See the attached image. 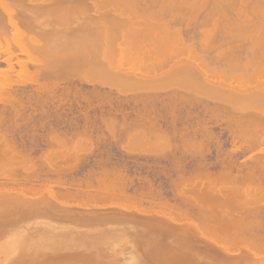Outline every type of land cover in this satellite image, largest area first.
<instances>
[{
    "label": "bare ground",
    "instance_id": "bare-ground-1",
    "mask_svg": "<svg viewBox=\"0 0 264 264\" xmlns=\"http://www.w3.org/2000/svg\"><path fill=\"white\" fill-rule=\"evenodd\" d=\"M118 1L119 0H117V3L116 1H114V4L116 3V5H119L120 2L122 3L123 0H120L119 3ZM124 1L123 3L130 6V8L134 5L142 7L139 9L143 10L144 12H142L141 10L138 11V13L141 12V17H129L128 14L127 16L125 15L126 13H123L126 10H121L119 6L118 8L121 11L118 9L119 11L117 10L113 14L111 13L113 9L110 10V13H108V11L102 12L100 11V7H102L101 5L103 3H106V0H29V4L33 5V7L31 8L27 6L28 4L25 0V2L22 1L18 2V4L16 3L17 6L15 9L11 8V5H13L12 0H0V63L4 62L7 66L6 68L0 70V82L4 81L3 83H0V237L9 236L10 234H13V236L19 235L18 237L27 238V236L30 235L42 236L44 233L47 234L49 232H52L50 234H53L55 232L54 236H51L55 237L61 235L60 233L63 234L66 231L65 229L70 230L71 227V230L74 231L75 229H73V226H70L63 228L64 230L60 232V229L62 230V222L60 223L61 219L65 217L68 218L70 214H73L74 216V213H76L75 208V210H71L72 208H69V206L72 204H68V208H65L67 205L63 207L65 201L64 197L76 198L75 195L80 194L79 191L82 190L77 189L79 188L77 187V190L72 191L73 189H70L72 188V186L67 185L70 188L66 187V181L64 177H62V174H64L63 172L65 171V169L63 171V167L61 166V164L58 165L57 163H53L52 155L50 152L45 149L42 150L39 156H33L30 148L26 149V146L23 148L24 145L19 144V139L14 136L15 134L13 133L15 128L14 125H11V123L15 122V116L13 115L14 119L8 120L9 114L6 115L8 113L7 108L8 104H10L12 108L8 111L11 112V110H19L17 108L13 110L14 101L13 103H11V101L13 100V98H17L16 101L19 102L18 99L23 98L19 95L16 96L17 93L15 94V90L8 91L6 89V87H14V84H11L12 82H9L8 80L11 79L10 73L14 71V69H16V66L14 64L16 60L13 61L14 56L18 57L20 53L30 56L32 52L30 47L28 46V43L31 42L32 45V43H34L33 41L35 40L39 41V39H44L47 42L46 44H55V46L58 45V47L59 45L60 47H62L61 45L64 44H66V46H69V44H73L74 46V40H76L75 51H73L74 48H72L69 52L68 48L72 47L70 45V47H67L68 51L60 53V48V54L58 52L57 55L54 54L56 57V68H54L52 71L56 76L61 75L60 77H63L67 75L71 77H76L83 80L84 82H87L88 84L90 83L92 86L93 84H99L101 87L106 85L107 87H112L114 85L112 79L123 80L129 86L142 87L147 92L149 90V92L151 91L150 93H152L153 91L159 95L158 86H156L157 84H154L156 83V81H158V74L155 75V73H153L154 75H150V73L146 77L144 76L145 78H143V75L142 77L134 76L130 71L129 72L131 73V75L125 74L123 73L124 70L122 67H120L122 68L120 70L123 71L121 72L119 70V65L116 64V62L118 61H115L114 59L116 58H114L113 60L115 62L113 61V63H115V65L111 63V59L106 60L111 63L112 66H116L114 68H118V70L113 68L112 70H110V72H112L111 74H109V78L111 79V81H109L110 79L106 80L105 78L107 77L102 76L103 74L101 73L102 68L100 66L104 64V59L101 60V63H99L100 56H98V54H87V52H85L86 48L84 46V52H82L83 49H79L80 46H78L79 50H76L77 44L80 42L74 38L79 36L83 31L88 30L91 31L90 33H96L97 31L99 33L103 30L112 29L113 34L116 35V33H114L115 30L120 29L121 31H118L121 32L120 36L122 40L141 41L146 39L148 40V38H155L162 41H168L172 44L174 42L175 48L174 51L172 49V53L177 52L176 47L177 49L179 48L182 52L183 50L188 51L187 54L189 55L190 61L186 59L188 62V65L186 67L189 71V84L187 83V87L184 91L183 89L181 91V88L179 86V88L170 91L172 93L169 94L167 96L168 99L167 97L166 99L173 104L172 107L174 108L176 107V104L178 105V103L180 107L182 103H184L182 104V106L188 104L190 106H188L190 108L189 110H193L192 112L190 111L192 116H194L193 114L199 116L197 117L200 120H197V122H200L201 120L203 121L205 117L203 118L202 116H206V114H210V118L213 117L217 119H219V115L222 114L221 116L223 117V119L225 118V122L227 123V127L224 128L228 130L230 134L233 135L234 140L232 141H235V144L238 140L242 143H244L245 141L244 144L240 145H238L239 142H237V146L234 145L235 149L232 148V150L236 153H238V151H241L242 153H247V150L259 151L258 154H252L249 157L251 163L249 162L250 164H248L247 166L244 163L242 164V162V165L240 164V162L238 164L237 160L234 162L231 160V164L229 161H227V166H225L226 164L223 165L224 162H222L219 171L215 170V172H213L210 168L208 169L204 166V170L200 168L202 171H200V169L196 170V173L195 171L193 172L194 174L191 173L193 170L190 171V175L186 178V180L182 178L184 176L181 174L178 180H176V178L174 179L173 183L177 194L182 195V198L180 197V195L179 197L184 201H189L190 205L197 207V209H195L196 212L193 211L192 214L195 213L194 217H196V219L198 220H195L193 215L191 216V218H194V220L189 218L191 214L189 213L188 208H190V206H188V203L187 206L185 204V206L188 207L186 208L188 210L181 209L184 208L183 206L179 209L180 205L175 203L174 204L178 206L174 205L175 207H177V209H174L173 203H170L167 199L158 201V205L160 206V208L156 207V209L158 208L159 210L144 211L143 209L142 211L140 206L139 208L141 211H138L139 209L136 210L133 207L132 208L134 209V211H131L132 209L130 210L129 208V216L132 215V212H135V210L138 211L140 215L144 214L143 217H147L145 218L146 220L141 219L138 214H135L136 212L133 213L135 214L134 217L135 219H137V223L141 221L146 225V227H148L149 224H152L150 225L152 226V230L149 231L145 228V232L143 234H138L139 236H137V240H135L136 238H132L133 240H130L129 243L131 244V247L137 250L139 249L138 247L141 241H145L147 242V244L141 252L139 250L138 255H134L133 257H131V259H129L126 264H264V222L262 221L264 220V206H261L262 204L260 203V205L258 204L260 200L255 201L256 197L260 196L262 192H264V21H261V17L262 20L264 18V0H127L129 1L128 3ZM154 6H159L160 8H167L168 12L171 11V13L169 12L170 14L168 15L169 18L167 17L166 19L165 17H163L160 18V21L158 19L157 21L149 20L147 17L152 16V14L156 10H154ZM224 6H226V8L227 6L235 9L239 8L236 9V13L238 12L239 15L243 13L247 14L248 16L251 15V13L257 14L261 16L256 17L261 22H237L238 24H232V16L228 15L229 12L224 8ZM240 7L242 8L240 9ZM243 7H246V9H244ZM75 9H78L81 12L83 11L82 13H85L86 9H92L94 13H91L92 15L88 16L84 15L85 17H81L82 15H78V18H76L77 16H74V18L72 16L74 15L73 12L75 11ZM158 11L159 10L157 9V12ZM225 20H228L229 24L224 23ZM155 24L162 26V32L148 33L149 30H147L146 32H143L144 34L140 33V35L133 32L134 28L136 27L138 29L140 26H142V28L146 29V27H152V25ZM178 24H180V26ZM191 27L193 30H191ZM125 28L128 31L123 33L122 29ZM139 29H141V27ZM117 30L116 32H118ZM115 35H113L115 39H120V36L118 34L117 38ZM36 43H34L35 47L33 48V51L38 46L39 42ZM165 43L164 45H166ZM172 44H169V47ZM16 48H19L20 51L16 52ZM165 49L167 50V48ZM213 50L215 53L213 52ZM87 51L90 52L89 49ZM95 55L96 58L98 56V59L93 57ZM159 62H157L158 65ZM162 62L160 65L163 67ZM187 62H185L184 65L187 64ZM16 64L20 65L23 68H27L29 65H27L26 61L22 60H18V62L16 61ZM110 65L106 67L110 69ZM152 65L150 64L149 69L154 66ZM181 67H184L183 64ZM103 69L106 68L103 67ZM152 69H154V67ZM152 69L151 72H154L156 70ZM3 77L6 78L3 79ZM37 82H39V80ZM43 83L44 82H42V84ZM156 87L157 89H155ZM5 93H7L8 96L7 94L5 95ZM46 94L47 98H51L52 101L60 97L58 94H56L55 90L47 91ZM156 95H154L153 93V97ZM159 97L163 98L162 96ZM161 98H159V101L161 100ZM155 99L156 98H154L153 100ZM157 100H155V103ZM15 105L16 106L14 107H18L17 104ZM24 107L22 106V108ZM3 108L6 109V114L3 112L5 110ZM20 112L22 111L19 110V115L21 114ZM30 113H32V111ZM30 113L29 115H31ZM174 113H176V111H174ZM15 115L16 118L19 120L20 116L18 118L16 113ZM23 115L25 114L22 113L21 116ZM101 117L102 116H100V118ZM24 118L25 120L27 119L26 117ZM21 119L20 124L21 121H23ZM7 120L10 122H7ZM104 120L105 119H103V121ZM105 122L107 121L105 120ZM8 123H10L9 125L12 126L13 132H11L12 130L10 131L11 128H9L10 126H8ZM23 123L24 122H22V124ZM107 124L108 122L106 123V125ZM201 124V122L200 126L199 124H197L198 127H196L197 125H195L196 128H194L193 125V129L191 127V131L189 130L187 132H183L181 130L185 136L187 135L186 138L192 144V146H190L191 144H189V142L187 143L189 147H193L192 151H195L194 148H196L198 145H200L198 146V148H201V141L203 138L200 141L197 140L198 135L201 134L199 133L201 130L203 131L201 135L205 133H207V135L210 133L211 135L212 133V130L207 125V123H204L203 127ZM15 127H17L16 123ZM33 127H35V124ZM19 128L20 127H17L16 129ZM84 129L86 130L87 128ZM243 130H245L246 132ZM171 131H173V129ZM243 132H245L246 134ZM181 134L179 136H181ZM80 135L81 134L77 132L72 134L71 137ZM50 139L51 140L47 141L52 142L55 140L59 142L62 138L61 136H59V134H54L53 136L51 135ZM160 139L161 138H159V140ZM240 139L243 141H240ZM186 142L187 141L184 139L185 144ZM160 143H162V141ZM184 143H182V145ZM176 144L177 142L175 143V145ZM182 147H184V145ZM174 150H176V148ZM58 153H60V151ZM259 153L261 155H259ZM63 157L61 154H58L56 158L58 159ZM70 158H72V156ZM58 160L56 161L58 162ZM67 160L69 161L70 159ZM66 164L67 163H65V165ZM228 164L231 165V167H229ZM41 166L42 168L43 166H45L44 168L47 169L43 170L44 168H40ZM72 166L73 164L69 167L71 168ZM52 174H57L58 178L52 179ZM96 178L97 177H95V179ZM105 178L104 182L106 180ZM91 182L92 181H90V183ZM108 183L105 184L109 185ZM80 184L81 183H79L78 185ZM118 185L120 186V183ZM110 186L109 188H107L106 191H103L105 188V186H103V190L101 189V191L103 192L99 191V193L97 190L99 189V187L94 188L92 186L95 191L97 190V194L92 191V193H94V196L91 193L92 189L88 191L90 188L86 186L85 189L87 192L85 190L84 191L86 193L89 192L92 195V198L96 195V197L101 198L102 200L108 199L109 201L111 200V198L114 199L130 197L129 195H126L128 194V190L127 192L125 191L126 189L122 191V189L125 187L120 188L118 186L121 191L119 189L117 191L116 189H110ZM181 188L184 189H182L181 191ZM142 191L144 190H141V192ZM124 192H126V194ZM186 192H190V194ZM183 193L186 194L184 195ZM138 195H136V197ZM156 195L155 197L158 196ZM139 197L141 198V193ZM63 198L64 201H62ZM133 198L137 199L135 197ZM158 199H161V197H158ZM98 200L101 202L100 199ZM254 201H258V206L256 203H254ZM83 202L85 203V201ZM88 202L89 201H87V203ZM113 202H111V204ZM201 202H205L206 207L201 206ZM75 204H78V202H75ZM254 204L256 206H254ZM89 206H91V204ZM143 206L145 207V205ZM165 209H169V212H165ZM71 211L74 212L72 213ZM91 213L93 212L91 211ZM124 213L120 214V216L125 215L124 217H127V213ZM113 214L116 215V213ZM117 215L119 218V213ZM137 215L138 217H136ZM71 216L72 215H70V217ZM132 216L130 217L131 219L129 218L131 220L130 222L133 221L132 218L134 217ZM177 216L187 217V220L181 222L183 220H178ZM88 218H90V216H88ZM120 219L128 220L127 218L122 217H120ZM57 220L61 225H56V222L58 223ZM76 220L77 219H74L71 222L73 224L76 222L78 223L79 221ZM68 221H70V219ZM130 222L128 220V223ZM76 224L74 226H76ZM77 229L75 231H77ZM69 230H67V232ZM146 230L148 231L147 233ZM56 233L59 235H57ZM136 235L134 234L133 236L135 237ZM163 236L165 238L172 237L173 239L171 240V242H165ZM161 238H163V240ZM89 239L90 238H88V241ZM29 240L30 239L28 237L27 241ZM100 240L101 241L99 242L95 240V243L94 240L93 242H91L90 239V241H87V243H91L93 249H95L94 245H96V248H98V243L103 242L102 239ZM84 242L86 244V241H83V245L86 247L87 250H79V248L75 249L74 247H71L70 249H67L65 251L55 250V252L51 254H48V252H46L45 254H40L45 255L43 258H40L41 256L38 255L36 251H34L35 253L33 254L35 256H29L24 252L23 254H20L21 256L18 255V258L16 257V259L14 260L10 259L8 263L104 264V258L99 253V250H88L89 246L85 245ZM31 244L29 243V245ZM237 244H242L240 245V247H237L239 251L237 248H234V246H237ZM91 248L92 247H90L89 249ZM235 249L237 251H234ZM27 250L28 252L30 251L29 248ZM31 252L33 251H30L29 253ZM0 262L3 263L2 261ZM113 264L117 263L114 262Z\"/></svg>",
    "mask_w": 264,
    "mask_h": 264
},
{
    "label": "rangeland",
    "instance_id": "rangeland-1",
    "mask_svg": "<svg viewBox=\"0 0 264 264\" xmlns=\"http://www.w3.org/2000/svg\"><path fill=\"white\" fill-rule=\"evenodd\" d=\"M22 1L25 2V0H21V1L12 0L13 5H11V8L15 9L18 2H22ZM28 1L29 0H26V3L28 4L27 6H29V8L33 7V5L32 4L30 5L29 4L30 2ZM114 1H116L117 3V0H106V3H103L101 5L102 7H100V11L102 12L108 11V13H110V10L113 9L111 11V13L113 14L119 9L118 8L119 6L121 10H126L125 12H123L124 14L126 13L125 15L128 14L129 17L137 16L136 18L141 17V14H140L141 12L138 13V11L141 10L139 8H142V7L140 6L138 7V5L135 6L134 4H132L134 6H132L133 8L132 7L130 8V6L123 3L124 0L123 1L121 0V1L125 5H123L121 2L119 5H116V3L114 4ZM125 1L127 3L129 2L127 0ZM224 8L229 12L228 15L232 16L231 17L233 19L232 24L234 23L235 24L259 23L261 21H264V18L262 20L261 16L254 14V13H251V15L249 16L244 13L239 15L238 12L236 13V9H239V8L235 9V8H230L228 6L227 8L226 6H224ZM241 8L242 7H240V9ZM243 8L246 9V7H243ZM157 9L159 10L158 12H157ZM154 10L155 12L152 14V16L147 17L149 20L157 21L158 19L160 21V18H163V17L167 19L168 15L171 13V11H169L170 13L168 12L167 8H160L159 6H154ZM75 11L73 12L74 15L72 17L77 16L76 18H78V15L79 16L82 15L81 17H85L88 15H92L94 13L92 9H86L85 13H82L83 11L81 12L78 9L77 10L75 9ZM141 11L144 12L143 10ZM258 16L261 17V21L258 20V18H256ZM254 21H257V22H254ZM224 23L229 24V21L225 20ZM178 25L180 26V24ZM140 27L141 29H139ZM140 27L138 29L137 27L134 28L133 32L138 35H140V33L142 34L143 32H146L147 30L150 31V32L148 31V33L162 32V26L158 24L152 25V27H148V28L146 27V29L142 28V26ZM116 30L114 32L116 33V35L113 34L112 29L103 30V31H100L99 33L97 31L96 33L95 32L90 33L91 31H88V30L83 31L81 32L82 35L80 34L79 36L74 38L80 42L78 43L79 45L77 44L76 50L78 51L79 49L80 50L83 49L82 52H84V49L86 48L85 52H87V54L88 53H91L92 55L98 54V56H100L99 63H101V60L104 59L103 60L104 64L102 65L100 64L101 65L100 67L102 68L101 69L102 72L101 71L100 72L103 74L102 76L107 77L105 78L106 80L110 79L109 74H111L112 71L110 72V70H112V68L116 70H118V68L119 70L123 68L124 70L123 73L131 75L130 72H132V75L138 76V77H142L143 75V78H145L150 73H151L150 75H154L153 73H155V75L158 74V78H157L158 81H156V83L154 84H157L156 86H158L159 95L153 91L152 93H150L151 91L149 92L148 89H147L148 90L147 92L142 87L129 86L123 80L112 79V82L114 83L112 87L111 86L107 87V85L101 87L99 84H95V85L93 84L94 86L93 87L90 83L88 84L87 82H84L83 80L76 78V77H71L67 75L63 77H60L61 75L56 76L54 72L52 71L54 68H56L55 55H57V52L59 53L60 48H61L60 53L68 51V49L70 52L72 48H74L73 51H75L76 40H74L75 43L73 42L74 46L73 44H69V46H66V44H64L66 47L64 45H61L62 47H60V45L59 47L58 45H56L57 46L56 48L55 44H50V43L46 44L47 43L46 40L39 39V41L38 40L33 41L34 43L39 42L38 46L36 45L39 48L36 47L34 51H33V48L35 47V44L32 43V45L34 44L32 47L31 42L28 43V46L30 47L31 52H32L30 56L24 55L22 53H20L18 57L14 56L15 59L13 58V61L16 60L18 62V60H22V61H26L27 65L28 64L29 65L27 68H23L20 65H17L18 63L16 64V61H15L14 64L16 66L15 67L16 69H14V71L10 73L11 79H8L9 82L10 81L12 82L11 84H14L13 85L14 87H6L8 91L15 90V94L17 93L16 96L19 95L20 97L21 96L23 97L22 99L20 98L21 102H20V99H18L21 105L19 102L16 101L17 98L16 99L13 98V100L11 99L12 101L11 100L10 101L11 103H13L14 101L13 110L17 108L20 111H22L20 113L21 114L24 113L26 115V116L25 115L23 116L27 118L26 119L27 121L25 120L23 116H21V114L19 115V110H15L16 112L11 110V112H13L14 114L8 111L12 108L10 104H8L7 114L5 113L6 107L3 108L5 110L4 111L2 110V111L6 115L9 114L8 116L10 117V119L8 117V120L14 119V116H15V122L11 121L12 123H14V124L11 123V125H14L15 129L17 127H20V128L16 130L13 128L14 129L13 134H15L14 136H16L17 139H19L20 141L19 144L24 145L23 148L25 146H26L25 147L26 149L30 148L32 155L36 157L41 154L42 150L46 149L48 152L51 153L53 163H57L58 165L61 164V166L63 167V171L65 169V171L63 172L64 174H62L63 175L62 177H64L66 181V182L64 181L66 183V187L70 188L69 186H72V188H70V189H73L72 191L77 190V189H80V190L82 189L81 191H84V190L86 191L85 188L88 187L90 188L88 191L92 189L91 193L93 191L95 194H97L96 193L97 190H98V193L99 191H101V189L103 190L104 188L103 186H105L103 191H106L110 185H111L110 189H116L117 191L119 187L120 188L125 187L122 189V191L126 189L125 191L127 192L128 190L127 192L128 194H126V192L124 193L127 196L129 195L131 198L130 197L129 198L128 197L114 198V199L111 198L110 201L108 199L107 200L103 199L104 200L103 201L101 198L96 197V195L95 197L92 198V195L94 193H92L91 195L89 192L86 193L87 191L86 192L84 191L85 192L84 193L79 190L78 191L80 194L77 193L78 195H75L76 198L64 197L65 201H64V198L62 199V201H64V206L63 205L62 206L65 207L67 205L65 208H68V204H72L69 206V208L70 209L72 208L71 210L76 209L77 211L75 210L76 213H74V216L73 214H70L73 217L72 216L70 217L69 215L68 218L65 217L61 219L60 223L62 222L61 223L62 230L60 229V232L64 230L63 228L70 227V226H73V229L75 230L77 228L79 230L77 229V231L75 230L73 231L71 230L72 229L71 227L70 230L65 229L66 231L63 234L60 233L61 235L56 233L59 236H55V237H51V236H54L55 232L53 234H50L52 232L47 233L49 235L44 233L42 236L30 235V236H27V238L25 236H24L25 238L18 237L19 235L13 236V234L12 235L10 234L9 236L0 237V261L3 262V263L0 262V264H4L6 263V261H7L6 264H10L8 263L10 259L14 260L16 259V257L18 258V255L23 254L24 252L29 256H35L33 255L35 253L34 251H36V253L40 255V254H45L46 252H48V254L49 253L51 254V253H54L55 250L65 251L67 249H70L71 247H74L75 249L79 248V250H82V249L87 250L86 247L83 245L84 240L86 241V244L84 242L85 245H88L89 248L92 247L91 249L88 248V250H92V251L93 250L96 251V249L97 251L99 250V253L104 258V261H105L104 264H113L114 262H116L117 264H126L129 261V259H131V257H133L134 255H138L139 250L141 252L143 248L146 247V244H147V242L141 241L138 247L139 249L137 250L131 247V244L129 243L130 240H133L132 238L134 239L136 238L135 240H137L138 239L137 236H139L140 234H143L145 232L144 230L145 228L149 231L152 230V226H150L152 224H149V226L147 224L148 227H146V225L142 223L139 219L138 220L140 222L138 221L139 223H137V219H135L134 217L135 214H138L141 219L146 220L145 218H147V217H143L144 214L140 215L138 211H141V210L143 211V209L144 211L145 210L147 211L159 210L158 208L156 209V207L160 208V206L158 205V201L167 199L169 200L170 203H173L174 209H177V207L175 206L180 205L179 209L182 206L184 207V208H181L183 210L189 209V213L191 214V215L189 214L190 215L189 218H191L192 215L193 217L195 216L194 215L195 213L192 214V212L195 211L197 207L190 205L189 201H184L183 199H181L182 198L181 194H177V191L173 183L175 178L176 180H178L179 177L183 175L184 177L182 178L186 180V178L190 175V171L193 170L191 173L194 174L193 172L195 171L196 173V170H199L200 168H202V170H204L205 168H208V169L210 168L211 171L213 172H215V170L219 171L220 166L222 165V162H224L223 165H225L226 163H228L227 161L230 162L231 160L233 162L237 160L238 164L239 162L240 164L242 162V164L244 163L247 166L248 164L251 163V160L249 157L252 154H258L259 152L256 150L254 151L247 150L248 151L247 153L246 152L242 153L241 151L240 152L238 151L239 153L238 154L232 150V148L235 149L234 145H236L237 142H239V140L236 142V144L234 143L235 141H232L234 140L233 135L230 134L228 130L225 129L227 127V123L225 122L226 121L225 118L223 119V117L221 116L222 114L219 115L218 117L219 119L213 118V117L210 118L211 117L210 114H208L209 116L207 114L206 116H202L203 118L205 117L207 119L202 118L203 121L202 120L200 121L202 123L201 125L203 127L204 123H207V125L212 130L211 131L212 137L210 133L208 135L207 133L203 134L205 136L201 135L203 131L200 129L201 131L199 130L200 131L199 133L201 134L198 135L197 140L200 141L203 138L201 141L202 144L200 142L201 148L200 147L198 148V146H200L198 145L196 148H194L195 151H192L193 147L191 148L188 146L187 143L188 142L189 144L191 143L186 138L187 135L185 136L183 132L184 131L187 132L189 130L191 131L193 129V125H194V128L198 127L197 124H199L200 126V122L199 121L197 122V120H200L198 118L199 116L196 114H193L194 116H192L191 112L193 110L192 111L189 110L190 106L188 104L183 105L185 107L184 108L182 106V104L184 103L181 104V107L178 103V105L176 104V107H180V108H176V107L174 108L172 107L173 104L167 100L168 99L167 96L172 93L170 91H173L174 89H177L179 87L181 88L180 89L181 91L182 89L184 91L187 87V83L189 84V81H188L189 71H188V68L186 67L188 65L187 60L190 61L189 55L187 54L188 51L183 50L184 52L183 53L182 51H180L179 48H178L179 49L178 51L176 47V51L179 53H177L176 51H175L176 53H172V49L174 51V48H175L174 42L172 44V43H169L168 41H162V40L155 39V38L154 39L148 38V40L146 39V40H141V41L140 40L139 41L138 40H122L120 36L121 32L118 31L120 29L117 30L119 33L116 32ZM191 30H193L192 27H191ZM122 31L124 33V32H127L128 30L125 28V29H122ZM117 34L120 36V39H115V37L113 36L115 35L117 38L118 36ZM164 43L166 45H164ZM81 44H82V47H81ZM169 44H172L174 46L170 45L171 47L170 48ZM70 45L72 47H70ZM78 46H80L81 48L79 47L78 49ZM83 46L85 48H83ZM54 47L56 48V51ZM67 47H70V48L67 49ZM165 48H167V50ZM88 49L90 52L87 51ZM15 51L19 52L20 50L19 48H16ZM96 55L93 57L96 58ZM98 56L96 59H98ZM108 59L112 60L111 63H113L114 60L115 61L117 60L118 62H116V64L119 65L118 68H114L116 66H112L111 63L106 61ZM184 59L185 60L187 59V60L185 61ZM34 60H36L37 62ZM159 61L161 62L163 61L162 62L163 67L160 65L161 62ZM184 61L187 62V64L184 65L185 63ZM157 62H159V65ZM113 64L115 65V63ZM150 64L154 65L152 66L154 67V69H156L155 70L156 72L155 71L151 72V69L153 67L149 69ZM182 64L184 67H181ZM108 65H110L109 66L110 69L106 67ZM102 66L106 69H103ZM6 67H7L6 63L4 62L0 63V70ZM124 68H126L127 70ZM104 70H105V73H104ZM39 72H40V75H39ZM5 78L6 77H3V79ZM38 80L41 83L37 82ZM109 81H111V79ZM3 82L4 81H1L0 83H3ZM42 82L44 83L42 84ZM155 89H157V87ZM54 90L56 94H58L60 97L58 96L59 97V98L57 97L58 99L52 101L51 98L50 99L47 98L46 93L47 91H54ZM38 92L39 93L44 92V93L39 94ZM153 93L154 95L156 94L157 95L153 97ZM6 94L7 93H5V95ZM157 96L158 97L162 96L163 98L159 97L161 98L162 101L161 100L159 101V98ZM152 97L153 99L156 98L155 100L158 99L157 100L158 102L156 101L157 104L155 103V100L152 99ZM167 102H169L170 104ZM15 104H17L18 107H14L16 106ZM22 106L23 107L25 106V107L22 108ZM31 111L32 113H30ZM174 111H176V113H174ZM15 113L17 114L18 118L19 116H20V119L22 117L24 118V119L23 118L21 119L23 120L21 121V124H20V119L18 120L16 118ZM29 113L31 115H29ZM100 116L102 117L100 118ZM103 119H105L108 122L107 124L108 126L106 125L107 122H105V120L103 121ZM8 120L7 122H10ZM22 122H24L23 124H26V125H23ZM15 123L17 127H15ZM9 124L10 123H8V126H10ZM34 124H35V127H33ZM19 125H22V126H19ZM195 125L197 126L195 127ZM9 128H11L10 129L11 131L12 126H10ZM84 128H87V129L85 130ZM172 129L173 131H171ZM11 132H13V130ZM77 132L81 134L80 135L81 138L80 136L71 137L72 134L77 133ZM181 132L183 135L181 134ZM179 133L181 134L182 138H184L187 141L186 144L184 143V139H182L181 136H179L180 135ZM54 134H59V136H61L62 139H60L61 140L59 141L60 143L55 140L52 142L47 141V140H51L50 137L51 135L53 136ZM159 138L161 139L159 140ZM161 141L162 143H160ZM178 141H179V144L181 143L180 145L178 144ZM240 141H243V140L240 139ZM176 142L177 144L175 145ZM182 143H184L183 144L184 147H182L183 146ZM244 143L239 142L238 145L244 144ZM190 146H192V144ZM174 147L176 148V150H174L175 149ZM190 148H191V151H190ZM57 151L58 152L60 151V153H58ZM56 152L58 154H61L62 157L63 156H66V157L58 158L59 159L58 160L56 158L58 156ZM259 155L261 154L259 153ZM71 156L72 158H70ZM61 159H62V162H61ZM67 159H70V160L68 161ZM56 160H58V162ZM65 163L67 164L65 165ZM231 163L232 162H230V164ZM72 164L73 166L71 167L72 168L71 169L69 166ZM204 166L205 168H203ZM225 166H227V164ZM228 166L231 167V165L229 164ZM44 167L45 166H43V168ZM40 168H42V166ZM46 169L47 168H44L43 170H46ZM202 170L200 169V171ZM110 174H112L114 178ZM95 177L97 178L95 179ZM51 178L56 179L58 178V175L52 174ZM104 178L106 179L105 182H104ZM89 180L92 182L90 183ZM78 182L81 184L83 183V184L78 185L79 184ZM108 182H111V183H108ZM187 182H188V179H187ZM102 183L104 184L108 183L109 185L107 184L104 185ZM119 183H120V186L118 185ZM92 186L94 188L99 187L100 190L97 189L95 191ZM182 189L184 188H181V191ZM141 190H144L142 191L143 194ZM140 193H141L142 199L139 197ZM186 193L190 194V192H186ZM186 193H183V194L185 195ZM263 193L264 192H262V194L256 197L255 199V201L260 200L259 202L258 201L257 202L258 204L259 203L262 204L261 206H264ZM136 195L138 196L136 197ZM155 195L157 197H155ZM179 195L181 198L179 197ZM133 197L137 199H134ZM158 197H161V199H158ZM98 199H100L101 202ZM82 200L85 201V203ZM74 201L76 203L78 202L79 205L75 204ZM87 201L89 202L87 203ZM255 201L254 203L257 204V202ZM111 202L113 203L111 204ZM139 203L140 204L142 203L143 205H145V207L142 204L140 205ZM174 203L178 205H175ZM187 203L191 209L186 207ZM90 204L91 206H89ZM200 205L205 206V202H201ZM80 206L81 207L83 206V207L81 208ZM110 206H113V207L115 206L116 208L115 207L113 208ZM140 206H141V210L139 208ZM254 206L256 205L254 204ZM105 207H108V208H105ZM132 207L136 210L138 209L139 210L138 211L135 210L136 213L132 212L133 216L132 215L129 216L128 212L131 209H132L131 211H134ZM121 208L122 209L124 208V209L122 210ZM124 210H127V211H124ZM91 211L93 213H91ZM71 212L73 213L74 211H71ZM124 212H126L127 214ZM165 212L168 213L169 209H165ZM113 213H116V215L119 213V218H118V215L116 216ZM123 213L126 214V216L128 215L129 217L128 216L124 217L125 215L120 216V214H123ZM78 215H80L81 217ZM138 215L136 217H138ZM88 216H90V218H88ZM131 216L134 217L132 218L134 222L133 221L130 222ZM120 217L127 218L130 223H128V220L126 219L125 220L127 222L124 219H120ZM177 218L178 220H183L181 222H184L185 220H187V217L177 216ZM194 218L195 220H198L196 219V217ZM194 218L193 219L191 218V219L194 220ZM69 219L70 221H68ZM74 219H77L76 221H79V222L77 223L76 221H74L77 224L76 223L73 224L71 221ZM262 221L264 222V220ZM60 223L58 221V223L56 222V225L57 224L61 225ZM131 223H135V224H131ZM75 224L76 226H74ZM74 227H77V228H74ZM67 230L69 231L67 232ZM147 230H146V233L148 232ZM134 234L135 235L137 234V235L134 237L133 236ZM28 237L30 239L29 241H27ZM88 238L91 239V242H93L94 240L95 243L96 241L99 242L101 241L100 239H102L103 242H100L97 245L99 249L96 248V245L92 243L95 247V249H93V246L91 245V243H87ZM161 239L163 240V238ZM172 239H173L172 237H169V238L164 237L165 242H171ZM29 243L30 244L32 243V244L29 245ZM240 245L242 244H237V246L235 245L234 248L240 247ZM28 248L30 249V251H33V252L29 253L30 251L28 252L27 250ZM234 251H237V250L235 249ZM40 256L38 257L43 258L45 255H40ZM24 257H25V254H24Z\"/></svg>",
    "mask_w": 264,
    "mask_h": 264
}]
</instances>
